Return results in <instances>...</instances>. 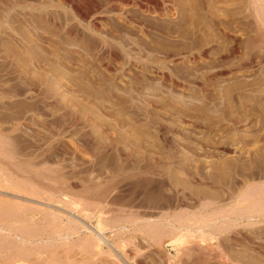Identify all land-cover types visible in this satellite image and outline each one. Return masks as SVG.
I'll return each instance as SVG.
<instances>
[{
  "label": "rangeland",
  "instance_id": "1",
  "mask_svg": "<svg viewBox=\"0 0 264 264\" xmlns=\"http://www.w3.org/2000/svg\"><path fill=\"white\" fill-rule=\"evenodd\" d=\"M86 1L99 32L68 38L70 3L46 19L0 0V264H264V0H155L162 17L123 0L145 34L113 19L122 0ZM97 37L198 60L177 56L188 83L164 84ZM185 218L198 227L176 244Z\"/></svg>",
  "mask_w": 264,
  "mask_h": 264
},
{
  "label": "bare ground",
  "instance_id": "2",
  "mask_svg": "<svg viewBox=\"0 0 264 264\" xmlns=\"http://www.w3.org/2000/svg\"><path fill=\"white\" fill-rule=\"evenodd\" d=\"M5 1V0H4ZM109 1V0H108ZM114 1V0H113ZM135 1V0H134ZM122 2L124 3H120V5L121 6H117V5H115L114 4V9L113 10H111L112 11V14H114V16L116 17V18H114L113 17V19H116V20H118V22H123L124 23V25L123 26H125V24L126 25H130V29L131 28H133L134 29V31L135 30H138L139 32H141L142 34H145V32H146V30L148 29L147 28V26L146 25H143L141 22H139L135 17H131V16H129L128 15V12L126 11V9H124V8H126V4H125V1H123L122 0ZM138 2V4H134L133 5V3H132V7H134V8H136L139 12H142V13H148V14H156L157 16H166V15H168L169 16V14H170V12H171V10H172V8L170 7H167V6H164V4H163V2H162V4L163 5H161L158 1H155V0H142V2L143 3H139V1H137ZM141 2V1H140ZM68 3H70L71 5H70V10H71V12H72V14H70V15H72V19H71V17H70V20L68 19V20H65L64 19V21L62 22V23H60V24H62V26H63V32H65V36L67 37L68 36V38H73V34L74 35H76V34H78V33H76L75 34V32H76V30L78 31V27L80 28V24L83 22V23H86V25H85V27H87L88 29H86V30H90V32L91 33H98L97 32V30H96V27H95V25L94 24H96V23H92V24H90V22H89V24L87 23V17H88V15H89V11L91 10L92 12L93 11H95V9H97V7L95 6V4H94V6H93V4H92V6H91V4H89V3H87V1L86 0H77V1H74V0H57V4L55 3H52L51 2V0L49 1V0H35V1H27V0H11V3H10V7H9V10L8 11H6L7 12V17H8V15L10 14V12H13L14 10H18V9H27V10H31V11H44V13L46 12V14H47V18L46 19H48V17H52V16H48V15H51L52 14V12L53 11H57V9L58 8H62V10H64L63 8H66V7H64V6H67V4ZM92 3V2H91ZM117 3V2H116ZM84 4H86V6H87V4H88V6L90 7V10H85L84 9ZM129 3H127V5H128ZM69 5V4H68ZM112 5V4H111ZM109 6H110V4H109ZM107 8V7H106ZM105 8V9H106ZM109 8V7H108ZM111 8V7H110ZM128 8V7H127ZM53 9V10H52ZM89 9V8H88ZM100 9V8H99ZM136 9H134V10H136ZM50 10H52V12L50 11ZM69 10V9H68ZM20 11V10H19ZM49 11H50V13H49ZM56 11L55 12H53V13H56ZM59 11V10H58ZM40 12V13H41ZM66 12H68V11H66ZM108 12V11H107ZM110 12V11H109ZM69 13V12H68ZM91 13V12H90ZM93 13H95V12H93ZM130 13V12H129ZM57 15H58V13H56ZM60 14H61V12H60ZM92 14V13H91ZM136 14V13H135ZM139 14V13H138ZM55 15V14H54ZM131 15V14H130ZM61 16V15H60ZM65 16H67V15H65ZM90 16V15H89ZM135 16V15H134ZM62 18H63V15L61 16ZM6 17L4 16V18L3 19H5ZM56 18V17H55ZM144 18V17H143ZM60 19V18H59ZM1 21H2V19H0ZM95 20V19H94ZM93 20V21H94ZM97 20V19H96ZM141 20V19H140ZM4 22H2V23H5L6 22V20H3ZM59 21V20H58ZM96 22V21H95ZM102 22V21H101ZM104 22V21H103ZM115 22V21H114ZM1 23V24H2ZM8 23V22H7ZM98 23V22H97ZM105 23V22H104ZM144 23V22H143ZM145 23H146V21H145ZM59 24V25H60ZM122 24V23H121ZM58 25V24H57ZM98 25V24H97ZM100 25H102V23L100 24ZM104 26V25H103ZM107 26V25H106ZM60 27V26H59ZM126 27V26H125ZM150 27V26H149ZM1 28V27H0ZM62 28V27H61ZM108 28V27H107ZM127 28V27H126ZM156 28V27H155ZM3 29H4V27H3ZM6 29V28H5ZM81 29V28H80ZM83 29V28H82ZM129 29V30H130ZM99 30V29H98ZM159 30V29H158ZM7 31V30H6ZM132 31V30H131ZM162 31V30H161ZM160 31V32H161ZM4 32V31H3ZM150 32V31H149ZM154 32V31H153ZM156 32V31H155ZM154 32V33H155ZM79 33H81V32H79ZM163 33V32H162ZM5 34V33H4ZM7 34H8V32H7ZM6 34V35H7ZM94 35V34H93ZM96 35V34H95ZM147 36H148V34H146ZM153 35V34H152ZM162 35V34H161ZM167 35V34H166ZM97 36H98V34H97ZM164 36H165V33H164ZM42 37V36H41ZM94 37V36H93ZM163 38V37H162ZM166 38V37H165ZM181 38V37H180ZM96 39V38H95ZM97 39H99V45L103 48V49H105L104 50V52H105V56H106V60H108L109 62L108 63H110V61L111 62H113V63H116L117 65H119L120 64V66L122 65V67L124 66V65H129V66H131L132 68H135V69H138L139 71H146V73L147 72H149L150 74H151V72L152 73H158V78H159V80L161 81V83L163 82L164 84L165 83H171V84H174V85H176V86H178V84L180 83V82H187L186 80H178V79H174L175 77H173V78H171L170 76H169V68H171L172 66H173V63H177V59H176V57L177 56H179V57H177V58H181V59H188L189 60V62H191V63H194V62H196L197 60H198V58L195 56V55H197V54H193V52H191V54H187V55H181V54H183V53H181V54H178L177 56L175 55L174 56V53L173 54H167V53H164L165 54V56L163 57V58H165V60H166V62L164 61V59L162 60V61H164V62H162V61H160V60H158V59H156V60H158V61H160V63L159 62H154L155 61V58H154V61L152 60V62H151V60H150V62L149 61H147L148 60V58H145L144 59V56H142V57H140V54H136V55H134V51H133V53H131L132 51H130L129 52V50H124L123 48H122V55H123V57H121L122 55H120L119 56V54H118V52H116V50L115 51H113L112 50V48L113 47H110V41H107V40H105L104 38H100V37H97ZM174 39V38H173ZM177 39V38H176ZM94 40V39H93ZM92 40V41H93ZM179 40V39H178ZM95 41V40H94ZM176 41V40H175ZM50 42H51V40H50ZM49 42V43H50ZM144 42H146V41H144ZM171 42V41H170ZM174 42V41H173ZM53 43V42H52ZM150 43V42H149ZM97 44H98V42H97ZM125 44V43H124ZM48 45H51V44H48ZM98 45V46H99ZM151 45H153V44H151ZM52 46H54L53 44H52ZM89 46V45H88ZM122 46V45H121ZM124 46V45H123ZM146 46V45H145ZM115 47V46H114ZM147 47V46H146ZM148 47H151V46H148ZM52 48V47H51ZM98 48V47H97ZM97 48H96V50H97ZM101 48V49H102ZM116 48V47H115ZM154 48V47H153ZM99 49V48H98ZM146 49V48H145ZM147 49H149V48H147ZM100 50V49H99ZM93 51V50H92ZM76 53H74V54H76V55H79L78 54V52L80 53V51H75ZM97 52H98V50H97ZM103 52V51H102ZM177 52V51H176ZM96 53V52H95ZM95 53H94V55H95ZM170 53V52H169ZM71 54V53H70ZM82 53H80V57H81V59L83 58V55H81ZM176 54V53H175ZM186 54V53H185ZM203 54V53H202ZM75 55V56H76ZM98 54H96L95 56L96 57H98L99 58V56H97ZM142 55V54H141ZM74 56V55H73ZM80 57L78 58V59H80ZM86 57V56H85ZM93 58H94V60H95V57L94 56H92ZM198 57H199V55H198ZM77 58V57H76ZM103 58H105V57H103ZM150 58V57H149ZM80 59V60H81ZM100 59H102V57L100 58ZM153 59V58H152ZM180 59V60H181ZM72 60V59H71ZM82 60H84V59H82ZM96 60H97V58H96ZM95 60V61H96ZM76 62V61H75ZM86 62V61H85ZM97 62H99V59L97 60ZM90 63V62H89ZM88 63V64H89ZM171 63V64H170ZM175 63V64H176ZM197 63V62H196ZM94 64H95V62H94ZM101 64V63H100ZM170 64V65H169ZM195 64V63H194ZM92 65H93V63H92ZM91 65V66H92ZM97 65V64H96ZM172 65V66H171ZM89 66V65H88ZM94 66V65H93ZM168 66H171V67H169L168 68ZM175 66V65H174ZM94 68V67H93ZM101 68H103L104 70H105V72H107V71H109L110 72V66H109V64H107V63H103V64H101ZM117 68H119V67H117ZM121 68V67H120ZM124 68V67H123ZM127 68H129L130 69V67H127ZM131 68V69H132ZM129 69H127V70H129ZM130 69V70H131ZM173 69H175V68H173ZM126 70V69H125ZM170 71H171V69H170ZM1 72V71H0ZM103 72V71H102ZM112 72V71H111ZM174 72H176V71H174ZM170 74H172V73H170ZM178 74V73H177ZM178 76H179V74H178ZM180 78V77H179ZM183 78V77H182ZM182 78H180V79H182ZM185 78V77H184ZM158 80V79H157ZM158 80V81H159ZM188 83V82H187ZM191 83V82H190ZM185 85V84H184ZM168 201V200H167ZM163 203V202H162ZM165 204V203H164ZM170 205H172V204H170ZM168 206H166V208H167ZM160 208V207H159ZM163 208V207H162ZM168 209H169V207H168ZM167 209V210H168ZM192 216H194V214L192 215ZM199 218V217H198ZM201 218V217H200ZM199 218V219H200ZM186 219V218H185ZM192 219V218H191ZM191 219H186V220H180L179 219V222H177V224H175V225H171L172 227H171V231L172 232H175V234L177 235V240L176 241H174V243L176 242V244H177V242L178 241H183L184 240V236L185 237H187L186 239H188L189 237H192L193 236V231L195 230L194 228H195V226L196 227H198L197 226V223L196 222H194V221H192L193 219H195V218H193L192 220ZM171 220V219H170ZM174 220V219H173ZM178 220V219H177ZM176 220V221H177ZM195 221H196V219H195ZM174 222V221H173ZM13 225H14V223H12ZM162 224V223H161ZM199 224V223H198ZM5 225V224H4ZM12 225V226H13ZM10 226V225H9ZM87 226V225H86ZM159 226V225H158ZM11 227V226H10ZM9 227V228H10ZM89 228H90V225H89ZM92 228V227H91ZM93 230H94V233H95V236H97V239L95 240L96 242H98V245H96L97 246V248H98V246H99V249H100V246L101 245H103V244H106V245H108L109 247H110V249L112 250V252L115 250L113 247H116V246H110V244H108L109 242H108V240L103 236V232H101L100 231V229H97V228H92ZM90 230V229H89ZM9 231V230H8ZM169 231V230H168ZM167 231V232H168ZM197 231H199V229H197L195 232L197 233ZM90 232H92V230L90 231ZM166 232V233H167ZM165 233V232H164ZM199 233V232H198ZM202 233H204V232H202ZM202 233H199V235L200 234H202ZM118 234V233H117ZM168 235V234H167ZM172 235V234H171ZM204 234H202V236H203ZM195 236V235H194ZM213 237V236H212ZM171 238V237H170ZM192 238H194V237H192ZM208 238V237H207ZM183 239V240H182ZM98 240V241H97ZM118 242V241H117ZM192 242V241H191ZM205 242V241H204ZM94 243V242H93ZM179 243V242H178ZM101 244V245H100ZM116 244V243H115ZM172 244L173 243H169V244H167V247L168 248H170L171 246H172ZM193 244V243H192ZM94 245V244H93ZM94 245V246H95ZM197 245V244H196ZM199 246V245H198ZM119 247V246H118ZM122 247H124V246H122ZM192 247V246H191ZM117 248V247H116ZM181 248V247H180ZM201 248V247H200ZM105 249V248H104ZM109 249V248H108ZM114 249V250H113ZM125 249V248H124ZM128 249V248H127ZM179 249V248H178ZM182 249V248H181ZM180 249V250H181ZM194 249H196V248H194ZM216 250H218V249H216ZM119 251V250H118ZM123 251V250H122ZM129 251V250H128ZM132 251V250H131ZM218 251H220V250H218ZM109 252H111L110 250H109ZM115 252V251H114ZM130 252V251H129ZM192 252V251H191ZM196 253V252H195ZM97 254V253H96ZM103 254V253H102ZM125 254V253H124ZM131 254V253H130ZM130 254H127L126 256L127 257H129V255ZM192 254V253H191ZM219 254H220V252H219ZM110 255V254H109ZM111 255H112V253H111ZM114 255H116V254H114ZM135 255V254H134ZM133 255V256H134ZM113 256V255H112ZM132 256V255H131ZM132 256V257H133ZM195 256V255H194ZM107 257V256H106ZM116 257H118V255L116 256ZM124 257V256H123ZM220 257H221V255H220ZM131 258V257H130ZM122 259V258H121ZM128 259V258H127ZM125 260V259H124ZM129 260V259H128ZM228 260V259H227ZM117 261V260H116ZM20 264V263H19Z\"/></svg>",
  "mask_w": 264,
  "mask_h": 264
}]
</instances>
